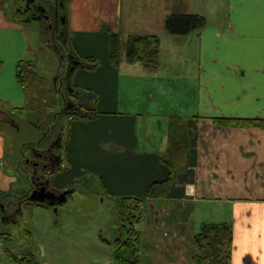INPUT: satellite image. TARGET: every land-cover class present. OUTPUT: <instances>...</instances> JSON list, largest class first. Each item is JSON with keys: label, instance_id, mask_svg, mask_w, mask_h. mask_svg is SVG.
Listing matches in <instances>:
<instances>
[{"label": "crops", "instance_id": "obj_1", "mask_svg": "<svg viewBox=\"0 0 264 264\" xmlns=\"http://www.w3.org/2000/svg\"><path fill=\"white\" fill-rule=\"evenodd\" d=\"M28 1L35 0H0V191L9 200H0L6 204L1 207L3 221L10 220L9 212L14 207L21 210L25 201L16 197L28 190L26 179L22 181V191L13 189L19 180L17 175L25 172L18 163L23 155L17 162L10 158L23 153L26 142L12 145L11 140L26 127V114L32 128L29 132L38 133L39 139L42 127L38 119L48 114L45 112L41 119L39 110L26 113L27 93L17 76L20 62H34L38 57L42 38L38 20L25 17ZM62 1L59 6L64 8L63 27L68 30V40H74L71 32L76 35L77 31H99L105 24H88L90 10L86 0ZM223 1H217L224 3L223 7L214 6L210 16L207 0H140L143 6L135 15L142 30L136 35L152 33L153 28L146 27L152 21L163 20L172 10L204 15L206 20L189 44L183 42L182 50L197 56V66L181 67V72L174 68L175 77L167 76L162 89L156 86L155 76L161 64V43L156 67L147 66L143 59H128L125 40L122 56L133 70L114 67L106 57L101 72L99 63L91 71L76 66L69 73L70 82L76 86L78 73L95 75L96 82L88 77L80 85L93 90L99 114L85 121L72 120L67 143L58 148V154L65 160L67 170L77 166L78 159L96 169L109 195L129 190L135 191L130 196L145 197L151 182L167 176L168 167L158 157L169 148L170 117H186L189 147L184 169L176 175L165 197H147L143 204L141 264H197L194 235L204 223L230 226L231 258L227 264H264V128L217 126L211 119L264 118V0ZM122 3L109 1L108 20L111 33L122 35L128 29L122 35L127 39L135 19L130 20L132 7L127 4L124 9ZM44 46L56 53L45 42ZM59 72L53 80L65 77L66 69ZM120 92L135 93L134 100L141 102V108L120 110ZM159 100L164 105L161 111L156 109ZM125 101L124 107H130L132 101ZM62 105L58 100L59 109ZM55 177L59 178L60 173L51 178L53 186L67 185L55 184ZM4 235L9 238L7 231ZM1 248L0 264H17L7 253L10 250Z\"/></svg>", "mask_w": 264, "mask_h": 264}, {"label": "rangeland", "instance_id": "obj_2", "mask_svg": "<svg viewBox=\"0 0 264 264\" xmlns=\"http://www.w3.org/2000/svg\"><path fill=\"white\" fill-rule=\"evenodd\" d=\"M62 0H35L34 3L39 8H42L44 12H40L37 16L38 24L40 26L41 36L42 38L39 41L38 46V57L35 59V71H36V78L44 79L47 83L51 84L53 79L57 76L58 71H64V67L61 69L60 64V57L57 56L60 53H54L53 50H48L44 46V41L47 38H50L52 42L53 39L57 38L60 42L64 43L66 38V29L63 27V30L66 33L60 34L58 28L59 26H63L59 24V17L62 14L64 15V8L61 9L60 2ZM90 10V19L88 24L92 26H97L100 23L102 24V28L99 31L95 30H83L77 31L76 35L73 34L70 37H74L73 42L71 41V45L73 46L74 50L76 51L75 47L78 50L77 55L82 60L81 67L82 71H91L92 69H96L99 63L101 64L99 71L101 72L104 70V60L106 57L109 58V44H110V22L108 20V16H110L111 8L109 6L110 0H86ZM114 1V0H111ZM222 1L223 0H217ZM216 0H207V9L208 12H213L214 6H217L219 9H222L224 3H218ZM63 2V1H62ZM123 7L129 6L132 7L133 11L130 9L131 12V19H135L134 28H132L129 32L132 34H141L142 29H139L137 24V17L136 13H138V7L140 5L143 6V3H140V0H122ZM177 3V1H175ZM173 6V5H172ZM173 8V7H172ZM177 11H171L170 13H175ZM219 12V11H218ZM43 13H49L50 18L44 19ZM53 15H56V19H53ZM208 15V14H207ZM44 18H43V17ZM167 16V15H166ZM165 16V18H166ZM204 16V15H201ZM43 18V19H41ZM64 18V16H63ZM165 18L160 20L159 22L152 21L147 29H152L153 31L150 34H156L161 43V64L158 65L159 72L155 74L158 76L156 78V86L163 88V82H166L167 76L175 77L177 69L181 72V67H187L193 69L197 66V56H192L187 52L182 50L185 43L187 41L189 44L190 38H195V34L201 29V27L194 28L190 34H176L171 33L166 29L165 26ZM53 21L54 23V30H49L47 28V23ZM206 22V20H205ZM92 23V24H91ZM64 24V21H63ZM133 26V23H130ZM124 31L123 34L128 33ZM151 32V30H149ZM68 34V33H67ZM122 34V35H123ZM121 35V36H122ZM124 36V35H123ZM122 36L123 42L126 40ZM69 37V38H70ZM44 40V41H43ZM51 42V41H50ZM59 46V42H54ZM75 44V47H74ZM69 44V46H71ZM124 47V43H123ZM59 48V47H58ZM175 50V52H173ZM66 51H64L65 53ZM77 52V51H76ZM173 52V53H172ZM55 54V55H54ZM57 54V55H56ZM91 56L96 59V66L91 61L86 60L85 58ZM58 58V61L56 59ZM110 59V58H109ZM108 59V60H109ZM110 61V60H109ZM67 63V60H66ZM112 65V63L110 62ZM59 65L60 69L59 70ZM93 66V68H92ZM114 66V65H112ZM120 69L124 70V68L128 67L133 70L132 65L128 62L125 63L124 57H121L119 63ZM169 68L171 69H168ZM26 68V66H24ZM175 68V69H174ZM175 70V71H174ZM59 72V73H60ZM88 72L78 73L75 78V82H77L76 88L84 92L82 95V100L77 101L74 99L73 96H66L64 102L73 101L75 104L73 106L74 109H79V103L91 107L96 108V100L97 97L94 95L93 90L88 87H83L86 85H80L87 82L88 77H91V82H96L95 75L84 74ZM46 77V78H44ZM159 79V82L158 80ZM43 81V83H44ZM100 83V88L102 87V80L98 82ZM125 85V83H124ZM126 86V85H125ZM55 87L57 90L63 92L65 90L64 83L59 82V80L55 83ZM119 87L122 88V85L119 84ZM34 91V90H33ZM35 95L37 91H34ZM67 95V93H66ZM148 93L146 94V96ZM34 96V94L32 95ZM37 96V95H36ZM35 97V96H34ZM38 97V96H37ZM140 97V96H138ZM157 97V96H156ZM135 93H129L128 95H122L121 92L119 93V100H120V110L124 111H135L137 108H141V102L137 103ZM131 100L129 102L130 107H124V103ZM61 101V100H60ZM37 105L40 101L35 102ZM34 103V105H35ZM78 104V106L76 105ZM150 105V104H148ZM156 109L161 111L164 107L163 103L159 100L156 103ZM178 107V104H176ZM37 107V106H35ZM26 108L27 111H36V108ZM38 108H40L38 106ZM124 108V109H123ZM127 108V109H125ZM67 109V108H66ZM72 109V110H74ZM56 110H59L58 106ZM38 111V110H37ZM52 111L49 108H43L42 111H39L40 115L38 116L42 119L43 114L45 112L49 113ZM99 114L97 111L96 116ZM29 114H26V127L23 130L17 131L15 136L12 138L11 143L13 144H21L22 141L26 142L23 145V153H18V157L13 155L10 159L11 161L14 159L16 162L19 160L21 155L33 157L32 154L36 151H44L43 147L46 145L45 141L40 145H33L31 144L36 150L30 149V144L28 143L29 140H36L38 139V133L31 134L29 129L32 128L28 126L27 120ZM37 116V117H38ZM95 116V117H96ZM44 117V116H43ZM49 115L47 114L42 120L38 119V123L42 127V129L49 130L50 122L48 120ZM94 117V118H95ZM55 135V134H54ZM64 137V134H62ZM41 137V136H40ZM39 137V138H40ZM39 140V139H38ZM37 140V141H38ZM45 144V145H44ZM59 150V149H58ZM18 151H20V147H18ZM12 153H16V151L12 150ZM11 153V154H12ZM10 154V155H11ZM22 159V160H21ZM19 163V168L23 167V162L26 159L21 158ZM84 162L82 160H77V166L74 165L72 170L66 169L65 160H63L62 168L54 174L57 175L60 173V177H55L54 183L58 184H67L73 185L71 189V193L69 195V199L62 201L60 204L55 206H43L39 204H23L21 206L20 211H15L9 216V221H3V214L0 208V246L1 249L8 248L10 252L16 256H25L28 258H33V264H111L112 263V249H113V239L115 235V212H114V200L120 196L128 195L129 193H134L135 191H115L114 194H107L103 190L104 183L100 178V173L97 172L96 169H92L91 167L88 168L87 165H83ZM26 168L28 170V174L31 176V172L29 168H31V161H26ZM29 166V167H28ZM18 176V181L14 183L13 189L18 192L22 191L23 184L22 181L25 182L26 179V188L30 187V180L28 175ZM53 176V177H54ZM76 183V184H75ZM113 192V191H112ZM22 194V192L20 193ZM6 194L0 191V199H5ZM116 196V197H114ZM8 232L9 238L5 237L4 232ZM3 255V254H2ZM3 257H6L5 255Z\"/></svg>", "mask_w": 264, "mask_h": 264}, {"label": "trees", "instance_id": "obj_3", "mask_svg": "<svg viewBox=\"0 0 264 264\" xmlns=\"http://www.w3.org/2000/svg\"><path fill=\"white\" fill-rule=\"evenodd\" d=\"M205 25V17L190 12H175L167 14L165 18L166 29L171 33L185 34L190 30ZM109 58L114 67H118L121 57L123 40L119 33L110 34ZM70 44V43H69ZM71 45V44H70ZM68 54L76 52L73 46H67ZM160 51V39L156 34L136 35L131 34L127 37L125 43V53L128 59H143L147 66L156 67ZM91 61L96 66V59L88 56L85 62ZM26 66V68L24 67ZM93 68V66H92ZM35 63L33 61H22L19 63L18 80L26 89V108H34L42 111L49 108L48 120L51 121L49 131L41 129L42 134L38 141L31 143L41 145L44 141H51L61 137L65 140L62 142V148L67 143L68 126L72 120H89L96 116L95 107L79 103V109H74L75 103L67 104V109L56 110L58 100L65 99L66 96H73L80 102L84 92L71 85L69 78H66V88L63 92L57 91L55 84L36 78ZM44 81V83H43ZM37 91V96L34 91ZM69 91L66 92L65 91ZM61 93V94H60ZM34 94V96H32ZM40 101L37 105L35 102ZM35 103V105H34ZM78 106V104H76ZM38 106L40 108H38ZM74 109V110H72ZM197 118V116H196ZM214 125L217 126H238L248 127L256 126L264 128V118L261 117H211ZM169 148L164 156H159L160 162L168 167V174L162 180H155L149 184L145 197L142 196H120L114 201L115 212V237L113 239L112 259L113 264H141V230L140 225L143 213V204L147 197H165L170 189L176 175L183 171L185 166V153L189 147V135L186 117L182 115H172L170 117ZM45 132V134H44ZM55 134V135H54ZM61 141V140H60ZM30 144V145H31ZM62 167L58 165L50 175L58 172ZM76 184V183H75ZM73 186V185H72ZM103 190L107 192L105 187ZM108 193V192H107ZM35 202H26L27 205ZM43 205L40 203H36ZM45 206V205H43ZM197 245V253L194 260L197 264H227L231 258L232 231L227 223H204L199 231L194 235ZM17 264H33V258L25 256H16L9 251L7 252Z\"/></svg>", "mask_w": 264, "mask_h": 264}, {"label": "flooded vegetation", "instance_id": "obj_4", "mask_svg": "<svg viewBox=\"0 0 264 264\" xmlns=\"http://www.w3.org/2000/svg\"><path fill=\"white\" fill-rule=\"evenodd\" d=\"M24 12L26 13V16L28 19L30 18H39L37 15L40 12H44V10L42 8H39L38 6H36V4L34 3V1H28L26 3V6L24 8ZM45 18H44V17ZM43 18L44 19H49L50 15L49 13H43ZM53 19H56V15L52 14ZM41 18V19H43ZM57 21V19H56ZM54 23L51 21L50 23H47V28L48 29H52L54 30ZM57 28V27H55ZM63 33L62 31H60V34ZM54 41L58 42L59 40H57V38L53 39ZM54 142L51 143V146L53 145ZM48 155V156H47ZM52 153H42V155H36L33 154V157L31 158V167L33 169V171H35L36 175H37V179L36 181L39 183H42L44 181H46V178H48L49 176H47L50 172L53 171L52 168H55V165L53 166V162L51 159ZM47 186V185H46ZM52 188V187H51ZM63 189L65 188H59L56 191V198L55 201H59L62 199V196H60V192L63 191Z\"/></svg>", "mask_w": 264, "mask_h": 264}, {"label": "water", "instance_id": "obj_5", "mask_svg": "<svg viewBox=\"0 0 264 264\" xmlns=\"http://www.w3.org/2000/svg\"><path fill=\"white\" fill-rule=\"evenodd\" d=\"M75 64H78V60L73 61ZM37 155H42L41 152H39ZM33 178V177H32ZM48 180L40 183L39 185H35L34 188L31 189L28 200L39 202V203H46L47 205H55L56 203H61L62 201L66 200V194L69 192V190H64L60 192V196H62V199L59 201H55L56 193L53 189L47 188Z\"/></svg>", "mask_w": 264, "mask_h": 264}]
</instances>
